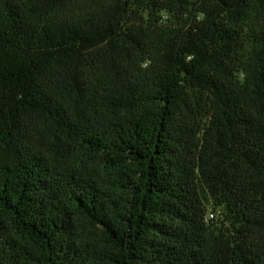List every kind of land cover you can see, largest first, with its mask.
Segmentation results:
<instances>
[{"label": "trees", "instance_id": "obj_1", "mask_svg": "<svg viewBox=\"0 0 264 264\" xmlns=\"http://www.w3.org/2000/svg\"><path fill=\"white\" fill-rule=\"evenodd\" d=\"M0 264H264V0H0Z\"/></svg>", "mask_w": 264, "mask_h": 264}, {"label": "rangeland", "instance_id": "obj_2", "mask_svg": "<svg viewBox=\"0 0 264 264\" xmlns=\"http://www.w3.org/2000/svg\"><path fill=\"white\" fill-rule=\"evenodd\" d=\"M207 217L208 218H212V216H210V211L208 210V212H207Z\"/></svg>", "mask_w": 264, "mask_h": 264}, {"label": "built area", "instance_id": "obj_3", "mask_svg": "<svg viewBox=\"0 0 264 264\" xmlns=\"http://www.w3.org/2000/svg\"><path fill=\"white\" fill-rule=\"evenodd\" d=\"M210 216H213V213L210 212Z\"/></svg>", "mask_w": 264, "mask_h": 264}]
</instances>
